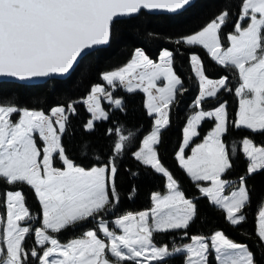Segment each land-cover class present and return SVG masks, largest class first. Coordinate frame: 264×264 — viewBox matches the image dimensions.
Returning <instances> with one entry per match:
<instances>
[{
	"label": "snow or ice",
	"instance_id": "snow-or-ice-1",
	"mask_svg": "<svg viewBox=\"0 0 264 264\" xmlns=\"http://www.w3.org/2000/svg\"><path fill=\"white\" fill-rule=\"evenodd\" d=\"M191 0H0V76L21 80L47 77L50 74L71 72L87 50L110 40L111 26L116 19L131 17L142 10H166L175 13ZM235 34L228 35L230 46L222 47L219 31L229 12L222 11L202 30L175 41L177 44L200 45L220 65L236 70L239 97L236 129H247L254 134L264 133V0H239ZM242 22H247L243 26ZM173 53L162 51L159 62L150 59L137 48L131 60L118 70L107 72L103 79L113 88L116 81L127 91L142 89L147 93L149 114L158 113L155 126L141 142L133 157L167 178V194L152 193L153 206L139 213H126L113 223L120 231L110 230L108 222L100 218L97 228L83 232L80 238L62 244L48 234L59 233L70 226L109 210L119 202L115 178V157L122 154L129 135L119 134L112 147L113 158L102 166L84 168L65 154L60 134L65 131L68 116L63 106L54 107L50 115L42 110L18 108L14 103H0V182L4 185L26 184L34 193L42 209V226L32 229L21 222L32 220L25 206L22 191L0 192V264H27L29 257L39 264H165L173 252L167 245L153 243V234L186 229L194 219L196 206L179 190L178 182L161 164L155 146L160 142V131L168 123L167 110L182 92V82L172 68ZM192 71L199 82V95L194 101L201 107L207 98L216 97L227 87L228 77L209 79L197 55L191 56ZM163 78L166 84L157 86ZM155 90V94L153 93ZM103 93L116 108L122 100L114 99L104 87L95 85L83 101L92 114L86 128L93 129L94 121L107 120L108 113L100 105ZM67 110L75 111L72 104ZM19 119L13 122V114ZM205 118H214L215 126L204 141L185 155V148L199 135L197 126ZM229 130L226 105L221 103L212 111L202 108L188 118L183 130V142L176 159L187 175L196 183L202 196L225 213L226 220L236 226L247 217L243 209L250 203L245 176L239 177V187L225 194L230 181L222 177L232 168L231 156L237 153V142L227 144L223 137ZM120 133L119 128L109 130ZM38 133L44 147L37 146ZM239 151L248 160L246 175L264 170V143L257 146L253 139L244 137ZM54 154L63 167H55ZM200 182H209L201 186ZM151 221V222H149ZM34 231L38 252L25 249L26 236ZM102 233L107 240L100 238ZM186 234V233H185ZM254 234L264 247V198L254 213ZM193 243L185 245L184 264H208L209 244L201 236H193ZM216 264H255L254 254L246 245L234 243L222 231L211 237ZM109 255L114 258L109 259Z\"/></svg>",
	"mask_w": 264,
	"mask_h": 264
},
{
	"label": "trees",
	"instance_id": "trees-1",
	"mask_svg": "<svg viewBox=\"0 0 264 264\" xmlns=\"http://www.w3.org/2000/svg\"><path fill=\"white\" fill-rule=\"evenodd\" d=\"M227 10L229 16L222 25L219 36L223 48L229 44L228 35L234 32L238 19L239 0H195L192 4L178 13L152 14L142 10L139 14L117 20L111 26L110 40L107 46L98 48L84 56L71 73L63 79H49L41 84H23L13 81H0V103L10 101L18 108L42 110L48 113L54 106H68L72 104L74 112L68 114L65 131L61 134L60 142L67 157L75 164L84 168L102 166L113 158L112 147L119 134L129 135L122 154L116 156L115 178L119 202L110 206L109 210L100 213L96 218H89L70 226L59 233L48 230V234L58 239L62 244L80 238L83 232L97 228V222L103 218L112 225L113 221L126 213H139L152 207V193L164 194L167 190L166 177L156 172L150 166L137 161L132 153L141 145L146 134L151 131L153 117L147 113L144 105V94L141 91H127L121 86L110 89L112 97L122 100V107L116 108L110 103L102 101V108L108 113L107 120H97L91 130L85 125L90 118L83 99L89 94L94 84H103L102 73L112 71L123 66L139 48L152 60H156L162 49L173 53L172 68L182 82V92H178L175 101L168 108L169 123L160 131V142L155 146L161 164L172 174L178 182L179 189L187 199L196 206L194 219L186 229L172 230L165 233L153 234V243L157 246L167 245L172 251L188 244L193 236L210 237L217 231H222L234 243L246 245L254 254L255 264H264V247L254 234V213L257 203L264 198V170L246 175L248 160L239 151V141L244 137L253 139L256 145L264 143V133H253L247 129H236L231 122L236 119L238 111V97L235 89L239 85V77L235 69L218 64L200 45L175 43L182 36L200 31L222 11ZM243 26L247 22H242ZM190 55L199 56L204 73L208 78L218 79L228 77L227 87L218 91L216 97L207 98L200 109L209 111L221 103L226 105L229 120V130L223 137L227 144L237 142V153L230 155L232 168L222 177L225 180L238 183L239 177L245 176V185L250 195V203L243 209L247 217L244 223L230 224L225 213L214 206L199 189L187 173L181 169L177 159L178 151L183 139V127L196 107L193 101L199 92V83L195 77L190 62ZM18 114L12 115L16 120ZM213 118H205L197 127L199 135L194 137L185 148L188 155L192 147L201 142L206 134L214 127ZM119 128L120 133L109 130ZM55 167H61L56 156L53 160ZM205 186L204 182H200ZM20 190L25 196V206L34 219L29 220L30 227L35 229L41 223V205L34 193L26 184L4 185L0 182V192ZM4 209L0 206V212ZM186 233V234H185ZM100 238L102 234L98 232ZM49 246V245H45ZM35 244L34 231L26 236L25 249L31 251L33 247L38 252L42 247ZM186 254L173 252L165 264H184ZM109 259L114 261L109 255ZM27 264H39L36 258L29 257ZM132 264V262H128ZM208 264H216L215 253L209 248Z\"/></svg>",
	"mask_w": 264,
	"mask_h": 264
},
{
	"label": "rangeland",
	"instance_id": "rangeland-1",
	"mask_svg": "<svg viewBox=\"0 0 264 264\" xmlns=\"http://www.w3.org/2000/svg\"><path fill=\"white\" fill-rule=\"evenodd\" d=\"M247 26V24L245 25V27ZM202 30V29H201ZM230 34H235V29H234V32H232V33H230ZM229 34V35H230ZM229 41V40H228ZM230 46V41H229V44H228V46L227 47H229ZM226 47V48H227ZM225 48V49H226ZM164 50H168V49H162L161 51H160V53H159V55H158V57H157V59L156 60H153L154 62H159V57H160V54L162 53V51H164ZM169 51V50H168ZM135 52V51H134ZM134 52H133V54H134ZM133 56V55H132ZM132 56H131V58H132ZM191 56L192 55H190V58H191ZM131 58L127 61V63L131 60ZM190 62H191V59H190ZM127 63H125L124 65H126ZM123 65V66H124ZM123 66H121V67H123ZM192 66V65H191ZM121 67H119V68H121ZM119 68H117V69H114V70H112V71H115V70H118ZM108 72H111V71H108ZM105 73H107V72H104V73H102V75H101V78H102V80H103V84H94L93 86H95V85H100V86H102V87H104V89H105V91H107V92H110V89H106V86H108V88H110V85H108L107 84V81H105L104 79H103V75L105 74ZM194 73V72H193ZM195 75V74H194ZM196 77V76H195ZM209 79H211V78H209ZM219 79V78H218ZM218 79H213V80H218ZM198 80V79H197ZM116 83H117V86H121L123 89H125V90H127V88H126V86H124V85H120L119 84V81H116ZM199 83V82H198ZM166 84V81L163 79V78H161L159 81H157V86L158 87H163L164 85ZM92 86V87H93ZM239 86V85H238ZM237 86V87H238ZM92 87H91V89H92ZM133 91H141L143 94H144V105H145V108H146V110H147V113L149 114V111H148V109H147V107H146V102H147V100H148V96H147V93H145V92H143V90L142 89H135V90H133ZM199 91H200V88H199ZM90 92H91V90H90ZM90 92H89V94H90ZM111 93V92H110ZM153 93L155 94V90H153ZM89 94L83 99V101L89 96ZM199 95V92H198V94H197V96ZM99 96H100V105H101V107H102V101H104V102H106V103H110L107 99H104V96H103V93H101V94H99ZM115 99V98H114ZM239 97H238V108H239ZM195 101V100H194ZM194 101H193V105H194ZM85 104V106H86V109L88 110V105L86 104V103H84ZM111 104V103H110ZM112 106H114L113 104H111ZM60 105H58V106H54V107H59ZM195 106V105H194ZM53 107V108H54ZM64 107V106H63ZM196 107V106H195ZM66 108V115L68 116V114L70 113V112H72L71 110H67V106L65 107ZM52 109V108H51ZM201 109H200V107H196V109H195V111L190 115V116H192V115H194L197 111H200ZM212 110H214V109H212ZM212 110H209V111H212ZM89 112V111H88ZM90 113V112H89ZM18 114V117H17V119L16 120H12L13 122H16L18 119H19V113H17ZM46 114V113H45ZM47 115H50V111L47 113ZM149 115H151L152 117H153V126H152V128H151V131L153 130V127L155 126V120L156 119H158L159 118V114L158 113H152V114H149ZM167 116H168V110H167ZM12 118V117H11ZM90 119H92V114L90 113V118L88 119V121L90 120ZM214 119V118H213ZM87 121V122H88ZM97 121V120H96ZM95 122V121H94ZM187 122H188V120H187ZM187 122H186V124H185V126L183 127V130H184V128L186 127V125H187ZM215 126V125H214ZM85 127H86V125H85ZM198 127V126H197ZM87 129V128H86ZM212 130V129H211ZM210 130V131H211ZM151 131L148 133V134H146L145 136H144V138L147 136V135H149L150 133H151ZM35 135V138H36V140H37V146L38 147H40V148H43L44 147V142L42 141V140H40V138H39V135H38V133H36V134H34ZM182 135H183V132H182ZM60 137H61V134H60ZM143 138V139H144ZM143 141V140H142ZM203 141V140H202ZM182 142H183V139H182ZM201 142H199L198 144H200ZM141 146V145H140ZM257 146H259V145H257ZM193 147H195V145L193 146ZM192 147V148H193ZM139 149V148H138ZM137 149V150H138ZM136 150V151H137ZM191 152V151H190ZM191 155V154H190ZM56 156V158L58 159V161L61 163V168L63 167V164H62V162L60 161V159H59V156L58 155H56V154H54V157ZM187 156V155H186ZM206 185L205 186H208L209 185V182H204ZM166 185H167V181H166ZM239 187V181H238V183H234L233 181H231L230 182V184H229V187L225 190V194H228V193H230L232 190H234V189H236V188H238ZM180 190V189H179ZM167 192H168V189L166 190V192L164 193V194H167ZM153 206V205H152ZM135 214V213H134ZM149 222H151V221H149ZM41 223H42V209H41ZM21 224H22V226H30V222H29V220H26V221H22L21 222ZM113 225H114V223H113ZM42 226V225H41ZM40 226V227H41ZM108 226H109V228H110V230H114L115 231V229L114 228H112L111 226L112 225H110V224H108ZM115 226V225H114ZM116 228V227H115ZM121 231V230H120ZM120 231L119 232H117V234H120ZM102 234V233H101ZM213 235V234H212ZM212 235L208 238V241H209V248L210 249H212V247H211V237H212ZM102 239H105V240H107V238L106 237H104L103 236V234H102ZM77 239V238H76ZM193 242H191L190 244H192ZM206 243H207V241H206ZM237 244H239V243H237ZM243 245V244H242ZM50 246V245H49ZM182 252H183V254H186L187 255V252H186V249H185V247H183L182 249ZM213 251H214V249H212ZM214 253H215V251H214Z\"/></svg>",
	"mask_w": 264,
	"mask_h": 264
},
{
	"label": "water",
	"instance_id": "water-1",
	"mask_svg": "<svg viewBox=\"0 0 264 264\" xmlns=\"http://www.w3.org/2000/svg\"><path fill=\"white\" fill-rule=\"evenodd\" d=\"M194 1H195V0H191V3H190V4H192ZM186 7H188V6H186ZM186 7H185V8H186ZM185 8H184V9H185ZM184 9H181V10L175 12V13L181 12V11H183ZM144 11H146V12H148V13H152V14H162V13L169 14V13H172V12H168V11H166V10H144ZM135 15H137V14H135ZM135 15H133V16H135ZM131 17H132V16H131ZM125 18H129V17H121V18H119V19H116L115 21H117V20H121V19H125ZM108 43H109V42H108ZM108 43H106V44H102V45H96V46H93V48L88 49L87 52H88V54H89L90 52H92V51H94V50H96V49H98V48H102V47L107 46ZM85 56H86V55H85ZM83 57H84V56H83ZM83 57H82V58H83ZM82 58H81V59H82ZM81 59H79V61H80ZM77 64H78V63H77ZM77 64H76V65H77ZM76 65H75V66H76ZM70 73H71V72H69V73H65V74L54 73V74H50V75L47 76V77L28 78V79H24V80H21V79H19V78H15V77L0 76V81H13V82H18V83H23V84H41V83H43V82H45V81H47V80H49V79H63V78H65V77H67Z\"/></svg>",
	"mask_w": 264,
	"mask_h": 264
},
{
	"label": "crops",
	"instance_id": "crops-1",
	"mask_svg": "<svg viewBox=\"0 0 264 264\" xmlns=\"http://www.w3.org/2000/svg\"><path fill=\"white\" fill-rule=\"evenodd\" d=\"M195 99H196V98H195ZM209 132H210V131H209ZM207 134H208V133H207ZM207 134H206V135H207ZM204 138H205V137H204ZM203 141H204V139H203ZM203 141H201V143H202ZM181 144H182V142H181ZM180 146H181V145H180ZM179 148H180V147H179ZM178 150H179V149H178ZM190 154H191V152H190L188 155H190ZM166 181H167V178H166ZM161 195H164V194H161ZM205 239H206L207 243L209 244L208 238H205ZM206 241H205V242H206Z\"/></svg>",
	"mask_w": 264,
	"mask_h": 264
}]
</instances>
